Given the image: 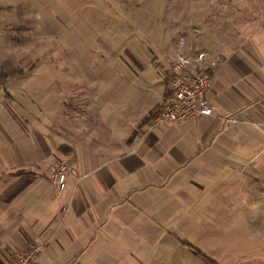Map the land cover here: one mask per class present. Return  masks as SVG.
Listing matches in <instances>:
<instances>
[{"label": "crops", "instance_id": "crops-1", "mask_svg": "<svg viewBox=\"0 0 264 264\" xmlns=\"http://www.w3.org/2000/svg\"><path fill=\"white\" fill-rule=\"evenodd\" d=\"M233 9L214 34L218 50L197 53L211 116L155 124L166 81L154 91L125 89L117 111L96 101V85L67 91L54 147L24 148L0 177V264H16L33 245H44L35 264H140L133 251L173 228L179 212L218 203L231 195L227 183L247 194L262 180L264 5ZM57 166L60 192L51 179Z\"/></svg>", "mask_w": 264, "mask_h": 264}, {"label": "rangeland", "instance_id": "rangeland-1", "mask_svg": "<svg viewBox=\"0 0 264 264\" xmlns=\"http://www.w3.org/2000/svg\"><path fill=\"white\" fill-rule=\"evenodd\" d=\"M244 5L264 0H0V177L24 148L54 147L75 84L96 85V101L117 111L133 85L163 88L169 54L218 50L216 30ZM261 174L247 194L225 180L231 195L179 212L133 254L140 264H264Z\"/></svg>", "mask_w": 264, "mask_h": 264}, {"label": "built area", "instance_id": "built-area-1", "mask_svg": "<svg viewBox=\"0 0 264 264\" xmlns=\"http://www.w3.org/2000/svg\"><path fill=\"white\" fill-rule=\"evenodd\" d=\"M203 60V54H197L195 60H190L182 51L168 57L173 76L169 80L168 94L163 99L161 110L154 119L155 124L212 115L206 99L210 78L203 72ZM51 179L56 189L62 191L65 184L64 168L57 166L52 169ZM43 248L44 245L29 247L21 253L16 264H35Z\"/></svg>", "mask_w": 264, "mask_h": 264}, {"label": "trees", "instance_id": "trees-1", "mask_svg": "<svg viewBox=\"0 0 264 264\" xmlns=\"http://www.w3.org/2000/svg\"><path fill=\"white\" fill-rule=\"evenodd\" d=\"M173 75H172V73L171 74H169L167 77H166V80H167V85H168V81L170 80V78L172 77ZM168 94V91H167V93H166V95Z\"/></svg>", "mask_w": 264, "mask_h": 264}]
</instances>
